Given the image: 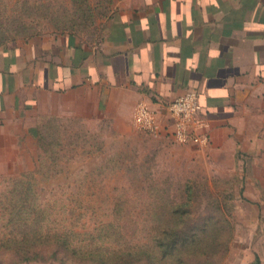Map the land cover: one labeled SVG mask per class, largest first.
<instances>
[{"label": "rangeland", "instance_id": "374dc122", "mask_svg": "<svg viewBox=\"0 0 264 264\" xmlns=\"http://www.w3.org/2000/svg\"><path fill=\"white\" fill-rule=\"evenodd\" d=\"M115 3L0 0V64L10 72L21 62L0 109V213L12 203L36 223L44 215L45 228L66 231L83 251L126 247L129 264H264L263 78L233 143L212 144L208 130L201 145L174 141L162 116L158 136L133 140L96 124L88 99L81 123L64 109L71 102L29 84L35 52L62 33L92 42ZM10 224L3 214L0 229ZM81 257L65 253L64 264L89 263Z\"/></svg>", "mask_w": 264, "mask_h": 264}, {"label": "crops", "instance_id": "0c3cea01", "mask_svg": "<svg viewBox=\"0 0 264 264\" xmlns=\"http://www.w3.org/2000/svg\"><path fill=\"white\" fill-rule=\"evenodd\" d=\"M101 24L92 42L62 33L35 52L37 66L27 69L32 88L71 102L64 109L81 123L92 100L96 124L107 120L133 140L145 137L133 122L138 103L165 123V105L195 90L212 144L233 143L264 79V0H116ZM19 64L10 72L0 64V109L16 88Z\"/></svg>", "mask_w": 264, "mask_h": 264}, {"label": "trees", "instance_id": "16d2710c", "mask_svg": "<svg viewBox=\"0 0 264 264\" xmlns=\"http://www.w3.org/2000/svg\"><path fill=\"white\" fill-rule=\"evenodd\" d=\"M8 210L0 213V217L3 214L6 215L7 222L11 223L10 226L0 229V264H29L30 261L37 263L48 261V264H52L56 259L64 264L63 256L68 252L82 256V261L87 260L88 264L130 263L127 261L130 253L126 247L117 249L113 256H105V253L98 247L83 251L70 243L66 231H51L52 228H45L42 221L40 222L44 215L36 223L34 219L38 214L32 213L35 215L32 217L30 210L25 213V216H21L20 211L15 206L13 207L12 203L8 206ZM20 219L24 222L17 223ZM255 264H260L258 258Z\"/></svg>", "mask_w": 264, "mask_h": 264}, {"label": "built area", "instance_id": "2783aa9c", "mask_svg": "<svg viewBox=\"0 0 264 264\" xmlns=\"http://www.w3.org/2000/svg\"><path fill=\"white\" fill-rule=\"evenodd\" d=\"M165 112L174 141L207 144L209 122L202 113L199 95L195 90H188L168 102ZM133 122L139 131L151 136H158L163 128L161 115L143 102L137 104Z\"/></svg>", "mask_w": 264, "mask_h": 264}]
</instances>
